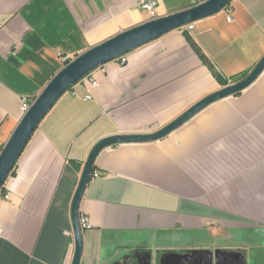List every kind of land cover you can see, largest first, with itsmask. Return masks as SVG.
Returning a JSON list of instances; mask_svg holds the SVG:
<instances>
[{
  "label": "crops",
  "instance_id": "1",
  "mask_svg": "<svg viewBox=\"0 0 264 264\" xmlns=\"http://www.w3.org/2000/svg\"><path fill=\"white\" fill-rule=\"evenodd\" d=\"M142 1L159 18L207 0H0V151L21 98L150 21ZM192 24L96 68L55 103L4 184L0 264H71V208L93 147L159 131L264 57V0H232ZM94 172L79 205L91 225L80 264H264V69L162 139L104 149Z\"/></svg>",
  "mask_w": 264,
  "mask_h": 264
},
{
  "label": "water",
  "instance_id": "2",
  "mask_svg": "<svg viewBox=\"0 0 264 264\" xmlns=\"http://www.w3.org/2000/svg\"><path fill=\"white\" fill-rule=\"evenodd\" d=\"M231 1L232 0H207L184 11L144 22L103 41L70 61L53 77V79H51L38 97L33 101L30 109L25 115H23L9 140L1 150L0 192L3 191L6 180L12 174L17 161L34 131L55 103L72 87L77 85L96 68L108 62L117 60L174 29L183 27L198 19L213 15L227 7ZM263 69L264 57L245 79L201 99L176 120L157 132L151 134L118 135L108 137L102 139L93 147L84 165L71 208L72 231L75 242V250L71 264H80L81 261L83 237L78 221L79 205L93 173L95 160L101 151L113 145L145 143L162 139L186 123L195 114L211 103L228 96L236 95L245 90L257 79Z\"/></svg>",
  "mask_w": 264,
  "mask_h": 264
},
{
  "label": "built area",
  "instance_id": "3",
  "mask_svg": "<svg viewBox=\"0 0 264 264\" xmlns=\"http://www.w3.org/2000/svg\"><path fill=\"white\" fill-rule=\"evenodd\" d=\"M140 7L149 14V17L151 20L158 18L157 13H156V3L154 1H142L140 4ZM229 20H231V17H229ZM185 28H186V30L190 31L193 29V24L192 23L187 24V25H185ZM118 60H120V62L122 64L125 63V61H126L125 56H122ZM90 86H91V88H97V87H99V84L96 81L91 80ZM90 98H91V95L88 94L85 97V100H88ZM32 103H33V101H31L30 99H28L26 97L21 98L20 112L22 115H25L27 113V111L30 109ZM0 153H1V151H0ZM98 176L99 175L97 172H94L91 175V177H93V179H96ZM0 196H2V198L4 200L9 199V195L6 193L2 194V192H0ZM78 221H79L80 230L82 232L91 229V225H90L89 220L86 216H83V215L80 216L79 215Z\"/></svg>",
  "mask_w": 264,
  "mask_h": 264
},
{
  "label": "trees",
  "instance_id": "4",
  "mask_svg": "<svg viewBox=\"0 0 264 264\" xmlns=\"http://www.w3.org/2000/svg\"><path fill=\"white\" fill-rule=\"evenodd\" d=\"M12 174H13V171H12Z\"/></svg>",
  "mask_w": 264,
  "mask_h": 264
}]
</instances>
